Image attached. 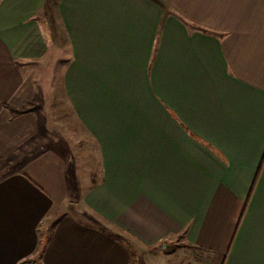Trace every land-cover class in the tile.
<instances>
[{"label": "crops", "instance_id": "obj_1", "mask_svg": "<svg viewBox=\"0 0 264 264\" xmlns=\"http://www.w3.org/2000/svg\"><path fill=\"white\" fill-rule=\"evenodd\" d=\"M0 167V264H264V0H0Z\"/></svg>", "mask_w": 264, "mask_h": 264}, {"label": "rangeland", "instance_id": "obj_2", "mask_svg": "<svg viewBox=\"0 0 264 264\" xmlns=\"http://www.w3.org/2000/svg\"><path fill=\"white\" fill-rule=\"evenodd\" d=\"M52 77L51 58H49V61L41 63L32 73V78L33 80H36L35 83L38 82V86H40V81L46 83V81L52 80ZM38 86L36 85V91L41 90V88ZM5 171L6 169H2V167H0V174ZM162 246H165V244ZM183 250L184 249L176 246V244L170 243L164 249H161L159 246L147 254L140 252L138 257L140 258V264H185L189 258Z\"/></svg>", "mask_w": 264, "mask_h": 264}, {"label": "trees", "instance_id": "obj_3", "mask_svg": "<svg viewBox=\"0 0 264 264\" xmlns=\"http://www.w3.org/2000/svg\"><path fill=\"white\" fill-rule=\"evenodd\" d=\"M16 111H13V113ZM132 258H133V264H140V258L133 252H131Z\"/></svg>", "mask_w": 264, "mask_h": 264}]
</instances>
